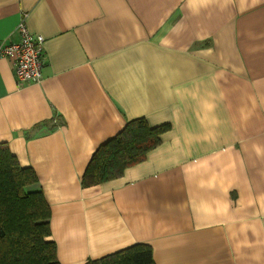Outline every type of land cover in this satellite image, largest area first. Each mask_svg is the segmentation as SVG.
I'll list each match as a JSON object with an SVG mask.
<instances>
[{"label":"crops","instance_id":"0c3cea01","mask_svg":"<svg viewBox=\"0 0 264 264\" xmlns=\"http://www.w3.org/2000/svg\"><path fill=\"white\" fill-rule=\"evenodd\" d=\"M44 37L37 83L0 56V142L31 168L60 264L139 243L153 264H264V0H0V44ZM169 124L83 186L126 122Z\"/></svg>","mask_w":264,"mask_h":264},{"label":"trees","instance_id":"16d2710c","mask_svg":"<svg viewBox=\"0 0 264 264\" xmlns=\"http://www.w3.org/2000/svg\"><path fill=\"white\" fill-rule=\"evenodd\" d=\"M169 124L151 126L144 118L126 122L114 137L93 153L83 175V186L120 176L160 142ZM35 172L21 167L5 142H0V264H60L55 242L49 238L50 211L40 191L29 185ZM84 264H153L148 245L133 244Z\"/></svg>","mask_w":264,"mask_h":264},{"label":"built area","instance_id":"2783aa9c","mask_svg":"<svg viewBox=\"0 0 264 264\" xmlns=\"http://www.w3.org/2000/svg\"><path fill=\"white\" fill-rule=\"evenodd\" d=\"M18 38L0 44V56L11 60L16 85L37 83L42 79L44 42L42 35L31 32L21 19L15 28Z\"/></svg>","mask_w":264,"mask_h":264}]
</instances>
